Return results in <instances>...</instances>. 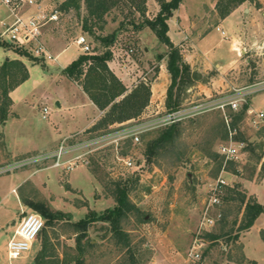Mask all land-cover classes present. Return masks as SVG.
<instances>
[{"label":"rangeland","instance_id":"1","mask_svg":"<svg viewBox=\"0 0 264 264\" xmlns=\"http://www.w3.org/2000/svg\"><path fill=\"white\" fill-rule=\"evenodd\" d=\"M46 1L51 6L59 7L64 0ZM223 1L182 0L174 12L177 13L176 19L185 20L188 26H192L191 29L196 30L193 42L200 43L198 32L209 30L206 48H210L212 64L210 67L200 65L204 68V81L217 73V62L222 67L229 61L235 63L222 69L219 76L221 88L213 91L211 96L201 93L202 77L198 78L196 75L192 82L180 81L174 87L173 97L178 99L180 109L197 105L209 107L185 114L180 119V134L174 142L161 147L153 160L145 157L146 147L171 123L146 129L141 132L139 142H134L130 137L101 140L89 147L87 153V149L81 150L85 153L84 162L74 170L53 166L55 158L42 157L58 148L64 139H56L57 134L51 130L53 124L63 118L72 120L77 109L73 91L78 85H82L69 78L63 68L76 55L83 53L76 42L78 36L87 37L92 52H101L104 45L100 36L119 30L112 48L114 56L128 66V77L133 78L135 85L128 88L129 91L144 81L142 76L146 77V81H151L158 73V56L168 51V45L161 42L155 30L150 27L137 30L121 24L125 18L142 20L139 11L131 10L130 5L122 1L105 18L92 19L89 24H93V32H90L85 26L88 10L84 0L81 1V9H61L60 20L46 27L45 40L54 56L64 47H69L52 59L36 56L28 49L25 54H20L19 49L26 48L17 44H13L11 49L0 45V62L7 57H20L27 63L30 71L29 78L14 94L16 103L10 105L7 118L2 121L0 116V264H37L45 231L53 238L50 244L54 248L52 257L59 264H63V260L67 264H78L74 260L76 256H80L82 260L79 264H264V230L261 235L257 229L252 233L249 229L239 230L244 209L239 208L238 202H226L223 199L221 204L211 206L210 213L217 217L216 224L212 227L201 224L209 205L211 187L220 177L229 183L224 186V192L229 191V186L236 185L237 189L246 193L247 198H256L250 193L249 179L264 183V120H259L255 125L250 119L252 115L248 113L251 100L254 105L264 108V0H245L238 5L237 13L230 15L222 23L225 33L222 32L223 29L216 28L221 19L225 18L220 11V3ZM3 9L5 7L0 2V17L4 15ZM159 10L157 0H147V15L150 18H154ZM235 34L241 40L232 49ZM194 48L190 46L189 50ZM249 90L251 92L245 94L247 101L241 100L237 109L230 105L222 108L211 103L222 96L235 97L238 92ZM66 96L72 100L70 106L63 103L60 107L57 102ZM246 104L248 108L242 119L235 120L236 114ZM46 106L49 113L45 111ZM169 112L171 110L168 108L159 116H165ZM144 120L139 118L129 124H138ZM233 121H236L235 128ZM55 127L58 128V125ZM120 128L123 127L117 125L75 131L70 135V140L98 137ZM231 129L234 138L242 139L243 144L239 147V157L227 161L219 146L230 141ZM50 138H53L50 146L42 148L41 141ZM30 146L31 149L27 151L26 147ZM261 154L262 157L259 158ZM125 159L132 160L133 164L127 165ZM44 167L50 168L40 171L39 175L52 179L50 187L42 186L41 183L37 185L32 182L33 179L27 178L30 171ZM86 169L92 174L89 180L83 176ZM118 182H127L130 199L141 208V213L147 219L142 222L139 214L124 222L130 245L116 242L108 223L96 221L88 229L90 238L96 242L86 245L84 251L80 252L76 244L68 245L69 240L74 239L76 230L65 218L58 220L54 228L46 225L22 257L10 259L8 244L22 217L27 213L42 216L27 205V202H45L54 209L87 206L88 211L100 212L116 204L115 189ZM51 194L56 201L55 205L49 199ZM261 197L264 200V193H261ZM110 204L112 205L109 206ZM224 210L229 211L226 219ZM43 219L45 220L44 217ZM58 225L67 226L59 228ZM61 233L65 237L58 239ZM208 233L219 236L214 238ZM87 238L89 236L84 237L82 242ZM245 240L248 253L259 263L246 256ZM195 242L200 245L199 259L189 255Z\"/></svg>","mask_w":264,"mask_h":264},{"label":"trees","instance_id":"2","mask_svg":"<svg viewBox=\"0 0 264 264\" xmlns=\"http://www.w3.org/2000/svg\"><path fill=\"white\" fill-rule=\"evenodd\" d=\"M82 0H64L59 6L60 9L69 10L71 8L81 9ZM88 10V17L85 21L86 29L90 32L92 30V19L100 20L105 18V15L114 7L121 5L122 1L130 5V9L139 11L143 17L142 20L136 21L134 19H127L121 22L123 27H135L140 30L145 27H150L155 30L159 40L168 45V51L165 54H159V61L167 55V67L172 77V82L168 88L167 107L171 111L180 109L178 107L179 101L173 97L174 87L181 81L183 83H190L196 75L192 73L190 64L185 60L181 48L173 43L169 36V18L174 14L175 10L179 8L182 0H157L160 4V10L154 18L147 15V0H84ZM245 0H224L220 3V11L223 17L229 15L238 5ZM133 11V12H135ZM118 31L114 30L112 33L100 36L103 42L104 49L101 52H83L78 55L65 68V74L74 80L80 82L83 90L89 95L92 101L102 110H105L104 115L92 127V129H99L108 127L115 122H123L130 118L139 116L143 109L147 106L151 96V86L149 81H141L133 89L129 91L124 82L111 70L108 62L113 58L114 46ZM14 43L2 41L6 49H11ZM20 50V54H25L27 49ZM37 58V57H36ZM30 76V71L27 63L20 57L7 58L0 64V116L4 121L8 116V109L13 103L11 91L21 85ZM248 105L244 107L238 114L235 120L242 119L246 112ZM233 128L235 122L233 121ZM182 131L181 120H176L165 126L160 134L153 138L147 145L145 150V157L147 160H153L157 151L167 145V143L174 142V139ZM237 140H242L238 139ZM262 154L259 155V158ZM264 169V164L262 165ZM255 169V168H254ZM129 189L127 182L116 183L115 200L116 204L108 207L103 211L96 212L95 210L88 211L87 215L79 220H72V215L69 212L54 209L45 202H27V205L36 209L45 218V227H54L58 220L67 218L72 223L73 229L78 231L76 238V247L80 252H83L86 245L89 244V239L82 242V239L88 235L89 227L96 221H103L108 223L112 236L116 238V242L130 245L129 234L124 227L131 216L141 215V221H146V216L141 213V208L134 203L129 197ZM228 192L223 193V199L226 202L236 201L239 208H243V218L239 224V230L250 229L256 219L264 212V204L259 202L256 198L249 197L244 191L239 190L235 186H229ZM225 219L229 215V211L224 210ZM44 227V228H45ZM43 228V230H44ZM42 230V231H43ZM41 234V233H40ZM209 236L217 237L208 233ZM237 237V236H235ZM51 238L45 231L43 238V246L38 257L37 264H59L57 259H54L52 250H54ZM78 264L82 262L80 256L74 259ZM63 264H67L63 260ZM256 262V261H255Z\"/></svg>","mask_w":264,"mask_h":264},{"label":"built area","instance_id":"3","mask_svg":"<svg viewBox=\"0 0 264 264\" xmlns=\"http://www.w3.org/2000/svg\"><path fill=\"white\" fill-rule=\"evenodd\" d=\"M6 7L5 14L0 19L2 30L0 39L10 43L23 46L36 56L46 57L47 59L56 58L49 50L45 40L46 27L60 20L62 10L57 6H51L46 0H0ZM220 29V28H218ZM225 33V31H222ZM76 42L81 46L83 52H91L92 46L85 35L77 37ZM249 91L238 92L235 97L222 96L218 100L211 101L212 104L224 108L230 105L233 109L240 107L241 100L247 101L245 94ZM240 95V96H239ZM209 104V103H208ZM208 106L197 105L193 108L178 109L171 111L165 116H160L154 120L142 121L138 124H129L122 126L116 132H110L98 137H90L84 140H70L72 136L65 137L61 145L42 155L43 158H55L53 166H62L67 170H74L84 162V154L95 145L97 142L104 139L117 140L120 137H130L134 142L140 141L141 132L146 129L156 127L161 124H169L176 120L182 119L185 114L193 111H201L208 109ZM45 111L49 113V108L46 106ZM248 113L252 115L251 121L257 125L259 120H264V111H254L248 109ZM45 118L47 115L44 116ZM233 130H230V141L220 144L219 149L227 161L235 160L239 157V147L243 144L242 141L234 138ZM87 149L84 152L81 150ZM127 165H132V160H124ZM229 185L228 181L220 177L217 182L211 187V196L209 205L205 210L202 220V226L212 227L217 222V217L210 213L211 206L219 205L223 200L224 186ZM222 213L219 214V217ZM45 227V220L36 213H27L18 223L13 237L10 239L9 257L15 259L22 257L28 251L33 242L38 239L40 233ZM200 247L198 242H195L191 247L189 255L191 258L199 259L201 253L198 250Z\"/></svg>","mask_w":264,"mask_h":264},{"label":"crops","instance_id":"4","mask_svg":"<svg viewBox=\"0 0 264 264\" xmlns=\"http://www.w3.org/2000/svg\"><path fill=\"white\" fill-rule=\"evenodd\" d=\"M3 11H4L3 14H5L6 7H5V9H3ZM236 13H237V8H235L229 15H227V17H225L224 19H221L220 23L218 25H216V28L217 29L220 28L218 30H222L223 29L222 23L224 22V20L228 19V17L230 15L236 14ZM176 15H177V13H174L168 20V22H169V32H168L169 36L175 45L181 47V51L183 52L184 58L190 64L191 70L193 73L196 74V77H198V78L202 77V79H200V83H201L200 84L201 85L200 91H201V93H204L207 96H211L213 91H215V90L219 91L221 88L220 83H222V82H221L219 76L223 71L222 69H226V67H229V65L234 64L235 61H229V63L225 67H222L220 62H217V64H216L217 73L215 75H212L211 78L209 76L210 80L208 79L207 81H204L203 80L204 75H205L204 70H203L204 68H202L200 65H202V66L206 65L205 67H207V66L210 67V64H212V61L209 57L210 48H206V46H207L206 42H207V36H208L209 30L207 32L206 31L200 32V33L198 32V36L201 38L199 40L200 43L193 42V39H195L194 35H195L196 30L191 29L190 27H192V26H188V23L185 20H183L181 18L176 19L175 18ZM1 17H0V19H1ZM1 30H2V26L0 24V32H1ZM240 40H241L240 36L235 34L233 36V42L231 43V48L235 49V44L238 41L240 42ZM159 43H161V42H159ZM190 46H193V48L195 46L196 48H194L192 51H190L189 50ZM68 47L69 46L64 47L63 49L58 51L56 53V56L58 57L59 54L61 52L65 51ZM78 55H76V57H74V59L77 58ZM7 58H11V57H7ZM12 58H16V57H12ZM167 61H168L167 55H165L160 61H158L160 69H159L158 73L155 75V77L151 81H149L150 86H151V96H150L149 103L143 109L142 113L139 116L130 118L126 121L115 122L113 124H110L109 127H114L117 125L123 126V125L129 124L131 121L139 119V118L145 119L144 121L154 120V119L160 117L159 115L162 114L166 109H168V107H167L168 88L172 82V77H171V74H170L168 67H167ZM2 62H0V64ZM108 64H109V67L111 68V70L124 82V84L129 89L132 88L133 85H135V84H133L134 83L133 78L130 76L128 77V70H127L128 66L126 64H123L119 58L113 56V58L108 62ZM66 66H64V68ZM198 74H200V77L198 76ZM142 79H144V81H146L145 76H142ZM20 86L21 85H19L13 91H11V97L13 99L14 104L16 103V100L14 98V94L20 88ZM73 96L74 97L76 96L75 97L76 98L75 99V105H76L77 109H76V112L74 113L72 120H65V118H63V120L62 119L59 120L57 123L53 124V126H52L51 130H53L54 134H57L56 139H58V140H60L61 138H65V137L70 136L75 131L86 130V129L92 128L105 113V110L100 109L92 101V99L83 90V88L81 86L78 85V87H76V90L73 91ZM71 101L72 100H70V98L66 96V97H64V99H62V101L61 100L59 101L60 102L59 106L62 107L63 103L70 106ZM252 102L253 101L251 100L249 107L254 109V111H264V108L262 106H256ZM148 117H151V118H148ZM146 119H148V120H146ZM56 125H58V128L55 127ZM41 140H43V139H41ZM52 141H53V138H50L49 140H45L43 142L41 141V144L43 143L41 145L42 148H46V147L50 146L49 144ZM26 146H28V145H26ZM26 149L28 151V149H31V146L26 147ZM49 168L50 167H44V168H41V169L36 170V171H32V172L30 171L27 175V178L33 179L32 182H34L37 185H39L38 183H41L42 186L47 185L50 187V185L52 184V179H50V177L45 178L46 176L43 177L42 175H39L40 171H43V170H46ZM84 172L86 174H83V176L84 177L86 176V178L89 180L92 177L91 172H89V170H87V169L84 170ZM45 179H47V180H45ZM255 180L256 179H253V180L249 179L248 180V182H249L248 187L251 189L250 193L254 194L256 196L257 200L264 204V200H262V197H261V193H264V183H261V182L257 183V182H255ZM12 190H13V188H12ZM49 199L53 205L56 204V201L54 200L52 194L49 196ZM111 205L112 204H110L109 206H111ZM60 210L69 212L72 215V218H74L75 220H78V219L85 217L87 215L89 209L87 206L86 207H84V206L76 207L74 205L73 207H66V208L64 207ZM59 226L60 225H58V227ZM66 226L67 225H61L60 227L65 228ZM54 227H56V226H54ZM254 229H257V231H259L260 235L262 234V230H264V212L256 219L254 225L249 229V232L252 233V231ZM77 235H78V231H76L74 233V236H73L74 239L73 238L70 239L68 242V245H73V243L76 244ZM58 236H59L58 239H60V237H65V235L63 233H61V235L59 234ZM88 236H89V238L85 239L84 241L86 242L89 239V244L90 245L94 244L96 242V240L90 238L91 234H88L87 237ZM50 238L53 242V238L52 237H50ZM262 239L264 240L263 234H262ZM247 240L244 241V251H245L246 256L249 257L250 259H254L255 261H257V263H259V261L256 258H254L253 256H251L248 253ZM63 243H66V242H63ZM42 246H43V242H42ZM42 246H41V248H42Z\"/></svg>","mask_w":264,"mask_h":264},{"label":"water","instance_id":"5","mask_svg":"<svg viewBox=\"0 0 264 264\" xmlns=\"http://www.w3.org/2000/svg\"><path fill=\"white\" fill-rule=\"evenodd\" d=\"M198 76L200 77V74H198ZM58 104H60V102H57Z\"/></svg>","mask_w":264,"mask_h":264}]
</instances>
